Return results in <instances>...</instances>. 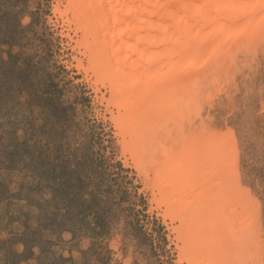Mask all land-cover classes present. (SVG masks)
<instances>
[{"label":"rangeland","instance_id":"rangeland-1","mask_svg":"<svg viewBox=\"0 0 264 264\" xmlns=\"http://www.w3.org/2000/svg\"><path fill=\"white\" fill-rule=\"evenodd\" d=\"M59 1L0 0V264H176L174 236L125 164L107 91L77 70ZM263 52L207 90L196 124L234 146L264 245Z\"/></svg>","mask_w":264,"mask_h":264},{"label":"bare ground","instance_id":"bare-ground-1","mask_svg":"<svg viewBox=\"0 0 264 264\" xmlns=\"http://www.w3.org/2000/svg\"><path fill=\"white\" fill-rule=\"evenodd\" d=\"M63 2L53 12L78 38L77 70L107 91L125 164L174 236L176 264H264L261 214L242 202L234 146L196 124L207 90L264 47V0Z\"/></svg>","mask_w":264,"mask_h":264}]
</instances>
